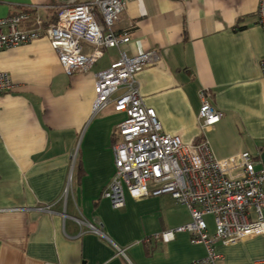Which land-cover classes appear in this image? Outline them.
<instances>
[{
	"label": "crops",
	"instance_id": "obj_1",
	"mask_svg": "<svg viewBox=\"0 0 264 264\" xmlns=\"http://www.w3.org/2000/svg\"><path fill=\"white\" fill-rule=\"evenodd\" d=\"M86 1L0 0V17L46 5L40 16L51 23L58 6ZM259 1L130 0L113 26L129 41L104 47L89 70L72 75L63 71L43 36L0 50V70L14 83L0 94V209L21 208L0 210V264H204V245L187 231L175 232L168 242L157 238L143 244L145 237L191 221L186 205L170 194L140 199L127 194L118 209L101 196L114 170L112 147L124 113L112 104L92 112L95 73L121 52H156L157 61L135 79L163 132L178 134L185 143L205 136L217 158L247 151L260 168L264 36L257 22ZM202 88L223 112L204 133L198 120ZM45 204L50 212L35 209ZM71 217L99 224L105 237L79 234ZM216 249L222 254L217 264H252L264 257V234L228 246L217 242Z\"/></svg>",
	"mask_w": 264,
	"mask_h": 264
},
{
	"label": "built area",
	"instance_id": "obj_2",
	"mask_svg": "<svg viewBox=\"0 0 264 264\" xmlns=\"http://www.w3.org/2000/svg\"><path fill=\"white\" fill-rule=\"evenodd\" d=\"M130 0H89L62 4L56 8V19L46 23L41 18L46 5L0 17V50L28 44L45 37L55 50L58 62L67 75L89 70L103 55L104 47L127 43V33L114 31V23ZM257 22L264 36V0L257 7ZM28 22V27H19ZM85 45L88 48H85ZM158 59L154 51L127 56L121 52L107 68L95 73L92 112L113 105L124 113L118 123V138L113 144L114 170L101 192L115 209L125 205L126 195L140 199L168 193L185 204L191 221L175 229L162 231L142 241L173 239L175 232L187 231L192 240L204 245V264H217L222 254L216 243L233 245L245 238L264 234V167L256 168L247 151L225 158L211 152L205 136L198 142L185 143L178 134L163 132L155 110L144 104L135 75ZM264 79V55L259 60ZM9 74L0 70V94L12 90ZM115 94H118L114 97ZM201 106L199 128L204 133L218 122L223 112L215 108L209 93L199 91ZM71 192V176L61 194L66 201ZM51 211V205L35 207ZM0 210H21L19 207ZM67 217L65 213H60ZM211 215L215 230L208 231L204 220ZM84 231L104 236L99 224L83 217H71ZM119 253L123 251L117 247ZM252 264H264V257Z\"/></svg>",
	"mask_w": 264,
	"mask_h": 264
},
{
	"label": "rangeland",
	"instance_id": "obj_3",
	"mask_svg": "<svg viewBox=\"0 0 264 264\" xmlns=\"http://www.w3.org/2000/svg\"><path fill=\"white\" fill-rule=\"evenodd\" d=\"M204 220H205V222H206V224H207L208 231H209L210 233H213L214 230H215V227H214V223H213L212 216L209 215V214H207V215L204 216Z\"/></svg>",
	"mask_w": 264,
	"mask_h": 264
},
{
	"label": "water",
	"instance_id": "obj_4",
	"mask_svg": "<svg viewBox=\"0 0 264 264\" xmlns=\"http://www.w3.org/2000/svg\"><path fill=\"white\" fill-rule=\"evenodd\" d=\"M259 160H260L261 165L264 167V151L260 153Z\"/></svg>",
	"mask_w": 264,
	"mask_h": 264
},
{
	"label": "trees",
	"instance_id": "obj_5",
	"mask_svg": "<svg viewBox=\"0 0 264 264\" xmlns=\"http://www.w3.org/2000/svg\"><path fill=\"white\" fill-rule=\"evenodd\" d=\"M57 12V11H56ZM116 141V140H115ZM115 141L113 142V144L115 143ZM262 150L264 151V147L262 148ZM153 241V239H149L148 241H143V244L146 245L147 247L151 244V242Z\"/></svg>",
	"mask_w": 264,
	"mask_h": 264
}]
</instances>
